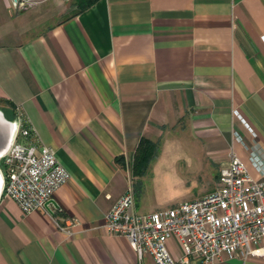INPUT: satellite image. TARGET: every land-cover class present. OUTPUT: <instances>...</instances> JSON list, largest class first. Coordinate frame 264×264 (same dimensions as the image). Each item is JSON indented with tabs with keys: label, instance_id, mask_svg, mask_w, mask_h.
Here are the masks:
<instances>
[{
	"label": "crops",
	"instance_id": "1",
	"mask_svg": "<svg viewBox=\"0 0 264 264\" xmlns=\"http://www.w3.org/2000/svg\"><path fill=\"white\" fill-rule=\"evenodd\" d=\"M23 1L0 0V108L32 129L23 141L55 148L71 178L48 211L0 197V264H144L103 226L134 186L144 138L196 148L217 180L232 150L264 177V0H98L16 22Z\"/></svg>",
	"mask_w": 264,
	"mask_h": 264
},
{
	"label": "built area",
	"instance_id": "2",
	"mask_svg": "<svg viewBox=\"0 0 264 264\" xmlns=\"http://www.w3.org/2000/svg\"><path fill=\"white\" fill-rule=\"evenodd\" d=\"M15 4H24L14 0ZM8 150L0 157L3 177L1 196L17 202L23 212L48 211L59 188L71 174L60 162L56 149L23 141L32 129L21 119ZM254 137L257 133L247 126ZM237 138L241 139L237 133ZM264 174V163L257 162ZM77 218L70 223L78 225ZM60 230L71 233L56 221ZM104 228L125 236L140 262L145 253L155 264H187L193 258L201 264H218L229 259L264 258V177L256 179L235 153L220 170L218 186L195 199L180 201L148 213L136 210V196L130 185L105 215ZM181 251L178 256L171 242Z\"/></svg>",
	"mask_w": 264,
	"mask_h": 264
},
{
	"label": "rangeland",
	"instance_id": "3",
	"mask_svg": "<svg viewBox=\"0 0 264 264\" xmlns=\"http://www.w3.org/2000/svg\"><path fill=\"white\" fill-rule=\"evenodd\" d=\"M26 4L30 8L16 11L18 16H23L16 22H20L22 18L38 17L48 9L56 19H62L78 9L77 0H29ZM9 117L14 118L13 115ZM178 141L159 142L157 155L161 157L150 163L144 175H137L132 180L138 211L161 209L180 201L199 198L218 186V180L206 171L209 163L204 165L198 162L194 155L196 148L183 147ZM170 153L172 155L168 157ZM201 169L204 171L201 172ZM143 262L155 264L148 253H145Z\"/></svg>",
	"mask_w": 264,
	"mask_h": 264
},
{
	"label": "trees",
	"instance_id": "4",
	"mask_svg": "<svg viewBox=\"0 0 264 264\" xmlns=\"http://www.w3.org/2000/svg\"><path fill=\"white\" fill-rule=\"evenodd\" d=\"M98 0H77V10L71 15H77L95 4ZM8 117V116H7ZM9 118V117H8ZM15 118V117H14ZM10 118V119H14ZM158 143L148 139H142L135 153L134 174L142 176L149 168L151 161L158 154Z\"/></svg>",
	"mask_w": 264,
	"mask_h": 264
},
{
	"label": "water",
	"instance_id": "5",
	"mask_svg": "<svg viewBox=\"0 0 264 264\" xmlns=\"http://www.w3.org/2000/svg\"><path fill=\"white\" fill-rule=\"evenodd\" d=\"M29 1V0H28ZM18 122L16 119H10L2 108H0V157L8 150L14 138ZM3 188V177L0 172V197ZM51 203H55L52 199Z\"/></svg>",
	"mask_w": 264,
	"mask_h": 264
}]
</instances>
